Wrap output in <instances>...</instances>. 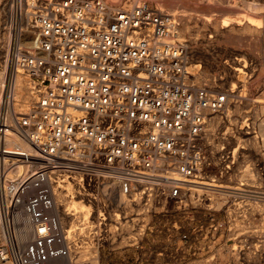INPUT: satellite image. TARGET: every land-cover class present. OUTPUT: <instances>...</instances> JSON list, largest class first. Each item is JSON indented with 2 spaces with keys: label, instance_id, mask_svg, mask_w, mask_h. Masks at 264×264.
I'll use <instances>...</instances> for the list:
<instances>
[{
  "label": "built area",
  "instance_id": "built-area-1",
  "mask_svg": "<svg viewBox=\"0 0 264 264\" xmlns=\"http://www.w3.org/2000/svg\"><path fill=\"white\" fill-rule=\"evenodd\" d=\"M14 1L20 17L29 13L37 37L25 49L16 35L8 52L0 193L7 210L33 192L26 203L33 234L27 259L20 260L16 243L14 253L0 247L1 262L49 264L75 256L90 240L136 245L137 237L124 234L127 213L142 210L137 215L188 218L178 264L201 258L212 244L231 246L229 264H264V228L255 223L264 220V181L232 179L234 146L223 140L213 155L206 142L235 92L195 81L177 18L141 0H26L25 7ZM17 76L27 82L28 104L20 109ZM8 137L26 139L34 152L6 147ZM7 158L16 168L11 175ZM68 182L91 208L83 232L61 221L55 187Z\"/></svg>",
  "mask_w": 264,
  "mask_h": 264
},
{
  "label": "rangeland",
  "instance_id": "rangeland-1",
  "mask_svg": "<svg viewBox=\"0 0 264 264\" xmlns=\"http://www.w3.org/2000/svg\"><path fill=\"white\" fill-rule=\"evenodd\" d=\"M141 1L159 7L163 11L172 8L170 14L174 15L179 21L178 32L188 44L189 63L191 64V69L195 70L196 82L202 81V83H207L208 86L219 90H235L236 97L231 100L228 114L224 113L222 119L219 116L213 118L210 124L209 138L211 141L222 144L225 137L227 139L225 141L229 145L234 146L238 154L241 153L239 158L237 155L238 169H236L235 174L237 172L238 174L234 175L232 179L242 176L253 179L256 186H262L264 181V0H226L227 3L225 0ZM8 3H13L14 5L12 16H10L8 11L10 8ZM15 3L14 0H0V67L6 59L5 52L10 41L8 39L11 37L10 33L12 38H14L20 29L26 27L25 24H21V17L17 14ZM21 3L25 7L24 3H26V0H21ZM229 6L232 7L233 12L223 10L224 8H229ZM247 8H250V10ZM247 14L261 18L263 28V30L261 28V32L263 34L260 35L257 32L249 31L216 34L214 31L215 28L213 26L221 23L224 18L243 19ZM185 19L190 21L187 27H184ZM239 57H244L248 65L241 79H239V73L234 70L237 64L235 62ZM217 118L221 119V122L214 123ZM251 137L257 139L255 146L249 140ZM242 147L246 148V150ZM212 172L214 173V171ZM232 179L227 175L224 181L230 183ZM65 184V187L68 186L70 188V192L66 189L64 190L65 194L64 192L63 194L66 195V201L59 203L63 206L59 214L63 225L71 227L72 222L64 215L67 208L65 202L71 199H82L81 196L76 197L74 195L72 197V195H69L75 193V191L72 184ZM60 189H57L56 193H59ZM117 201L122 202L118 199ZM82 202L87 203L83 200ZM0 203L2 209V211L0 210V247L6 245L9 251L11 249L14 253L18 250L16 230L23 226L14 220L13 212L15 207L4 209L1 193ZM126 208L129 209L130 206L127 205ZM89 209V213H91L90 206ZM141 212L142 210H135L127 213L129 227L127 226L124 231L127 237H137L138 244L135 245L133 242L122 244L118 242V244L112 246L95 240L94 242L98 246L96 248L93 244L94 242L90 240L84 242L81 247H76L77 254L71 256L72 264H178L175 262V254L179 252L177 251V245L181 243L179 234L183 228H187L188 218L177 214L171 216L157 215L154 217L143 214L137 215ZM88 218L84 222L79 221L77 226H80L81 223L85 225ZM132 218L134 220H131ZM126 219L122 220L125 221ZM224 219L223 212L216 217L219 222L224 221ZM255 223L261 230L264 228V220L262 222V219H257ZM205 224L206 230L210 231L212 224L210 217L207 216L205 218ZM83 225L80 228L82 232L86 228ZM28 236L31 237V234L29 233ZM230 247V245L214 247L212 244L209 249L204 250L201 258L185 264H229L231 259ZM1 264H12V262L2 261ZM236 264H239V262Z\"/></svg>",
  "mask_w": 264,
  "mask_h": 264
},
{
  "label": "bare ground",
  "instance_id": "bare-ground-1",
  "mask_svg": "<svg viewBox=\"0 0 264 264\" xmlns=\"http://www.w3.org/2000/svg\"><path fill=\"white\" fill-rule=\"evenodd\" d=\"M107 1H110V0H107ZM137 1H140V0H137ZM158 1H161V0H158ZM225 2H226V0H225ZM9 5H10V8H9L8 11H9L10 16H12L13 15V7L14 6H13V3H8V7H9ZM208 7H209V5H208ZM176 8H178V7H176ZM171 9L172 8H169L166 12L170 13V10ZM247 9L250 10V8H247ZM165 10H166V8H165ZM223 10L230 11V12H233L234 11V10H232V7H230V6H229V8H224ZM251 10H253V9H251ZM189 22H190L189 20H186L185 19V26L184 27H187L189 25ZM205 22H207V21H205ZM21 24H25L26 27L24 29H20V31L17 32V34H16L17 37H18V40H19L18 41V45L20 47H22V48L25 47L27 49H32L36 45V37H37V34H36L37 31L36 30L37 29L35 28V25H33V22L31 21V18L29 16V13L27 14V12H26L25 15L23 14V16H21ZM213 27L215 28L214 31L216 32V34H218V33H230V32L232 33V31H235V32L236 31H239V32L249 31V32H255V33L257 32L260 35L263 34L261 32V28H262V20H261V18L252 16L250 14L249 15L248 14L245 15V18H243V19H230V18H227L226 17V18H224V20L221 23L216 24ZM262 30H263V28H262ZM10 36L11 37L8 38L10 41H9V44L7 45L6 52H5L6 59L4 60V64L1 65V67H0V103H1V96H2V92H3L5 71H6V68H7V65H8V61H9V53L8 52H9V48H10V45H11V42H12V39H13L11 33H10ZM235 63H237V64L234 67V70H235L236 73H239V76H240L239 79H241V77H243V74L245 72V69L248 67V65H247L246 60H245L244 57L237 58V61ZM231 90H232V92H235L234 89H231ZM234 95H235V93H234ZM15 97H16L17 100H20L21 102L16 103V105L14 106V108L20 109L21 107H26V105L28 104L27 103L28 102L27 82H26V79H24L23 76H17L16 77V82H15ZM9 117L11 119V116L10 115H9ZM219 122H221V119L219 120L218 118L214 121V123H219ZM225 140H226V138H225ZM249 140H251L253 146L256 145L257 139L255 137H251ZM206 142L208 143L207 145L211 144L210 147H209V150L212 151V154L213 155L220 148V146L222 145L220 143H217L216 141H213V140L211 141L210 138H209V135L207 136V141ZM5 145H6V147L13 148V149L14 148L16 149V147H23V148H26L29 152H34L33 147L24 138L17 139V138H14V137H8L5 140ZM250 145H251V143H250ZM242 148H244V147H242ZM235 153H236V158H237L238 152L236 151V148H235ZM5 167H6V172L8 173V175L13 174L15 172V170H16L14 163L10 159H8V158L5 160ZM18 170H20V168ZM69 184H71V182H68L67 185H69ZM65 185L64 184H60V185H58L59 188H58V186L55 187V190L56 191H57V189H60V187H61L60 192L59 193H56V201H57V204L61 203V201H66V197H65L66 195H64L65 194L64 190L66 189L67 191H69L70 188L68 186L65 187ZM63 192H64V194H63ZM32 195H33V192L22 193L15 200V209H14V212H13V217H14V220L16 221V223H19L20 225L23 226V227L18 228L16 230L17 237H18V242H19L18 244H19V248H20L19 249V258H20L21 261L27 259V253H26V247H25V245H26L27 242H29L31 240V238L28 236L29 233L30 234H33L32 227H31V222H30L29 216H28V214L26 212V203L28 201L27 200V196H28V199H29ZM69 195H72V197H73L75 194L73 193V194H69ZM78 196H80V195H78ZM117 199L118 200H121V201L124 200L123 197H120V198H117ZM65 205L67 206V208H66V211L64 212V215L72 222L71 227H76V228H79V230H80L81 226L84 223H81L80 226H77V224H78L79 221L84 222L85 219H87V217H89L88 216L90 214L89 213L90 212L89 204L82 202V200L71 199L68 202H65ZM0 210L2 211L1 206H0ZM44 210L49 211V208H46L45 207ZM0 264H1V258H0ZM49 264H72V259H71V257L70 258H65V257L58 256V257H55V258L51 259L50 262H49ZM75 264H78V263H75Z\"/></svg>",
  "mask_w": 264,
  "mask_h": 264
}]
</instances>
